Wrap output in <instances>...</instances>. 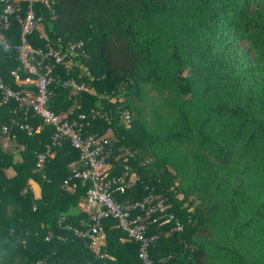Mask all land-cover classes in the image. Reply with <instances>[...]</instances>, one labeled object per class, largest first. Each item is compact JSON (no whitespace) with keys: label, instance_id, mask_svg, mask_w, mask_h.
Listing matches in <instances>:
<instances>
[{"label":"trees","instance_id":"16d2710c","mask_svg":"<svg viewBox=\"0 0 264 264\" xmlns=\"http://www.w3.org/2000/svg\"><path fill=\"white\" fill-rule=\"evenodd\" d=\"M34 9L42 31L31 33L32 46L59 41L64 50L81 43L69 69L52 68L49 108L68 117L99 112L84 132H112L106 170L127 182L114 198L158 194L181 224L179 230L170 229L172 222L150 227L160 232L148 248L153 261L264 264V0H53ZM18 31L12 19L2 31L0 75L14 90L32 89L13 79L18 63L3 48L4 40L17 42ZM56 75L83 81L87 89L73 93ZM149 88L160 96L148 105L146 120L137 107ZM126 108L137 115L131 120L127 112L128 125ZM25 114L13 100L0 103V128L8 126L0 137L14 141L11 148L0 145V264H102L97 251L65 227L90 217L77 210L87 182L59 187L79 166L77 151L61 139L37 168L36 154L53 127ZM11 119L31 131L10 126ZM29 178L40 185L39 198ZM103 222L100 251L113 257L106 263L139 264L137 244L112 227L113 220Z\"/></svg>","mask_w":264,"mask_h":264},{"label":"built area","instance_id":"2783aa9c","mask_svg":"<svg viewBox=\"0 0 264 264\" xmlns=\"http://www.w3.org/2000/svg\"><path fill=\"white\" fill-rule=\"evenodd\" d=\"M53 0H0V38L2 31L6 30L10 20H14L19 27L18 40L15 43L4 40L3 48L14 54L18 65L10 71L14 80L22 84L31 85L32 89L14 90L4 82L0 75V103L8 100L17 102L23 114L40 118L45 124L51 125L53 131L50 141L45 148L36 154L35 166L41 168L44 160L50 155L52 148L66 139L70 146L77 151L79 166H73L59 185L61 189L74 186L75 180L87 182L85 191L84 209L90 213L86 222L79 227L66 225L74 238L86 240L88 245L97 251L102 258V264H107L105 259L113 260L111 255L102 253L100 249L105 245L104 220L111 219V225L118 229L132 242L137 244V258L139 264H156L150 257L148 248L153 245L160 232H151L150 227H160L171 223L170 229L179 230V220L168 211V205L164 199L155 193L143 195L140 199H126L117 201L113 193L123 192L127 182L124 175H108L105 159L112 150V132L107 127L103 132L85 133L84 128L89 125L91 119L99 114L96 110L89 109L80 112L75 117L59 115L51 110L47 104V87L53 80V66H61L69 69L71 55L76 54L81 43H68L61 49V42L56 47L46 44L44 48L34 47L29 42V36L41 28L40 16L34 9L37 2L49 5ZM58 40V39H57ZM26 75L20 78V73ZM56 81L62 87H69L73 93L84 91L87 88L73 78L60 79L56 75ZM26 115V114H25ZM124 123L128 125L129 116L124 113ZM10 126H17L27 131L31 128L16 119H11ZM8 126L3 124L0 132L6 135ZM55 239H62L61 234H53ZM51 235H45L48 240ZM100 251V252H99ZM161 260V259H160ZM38 262H41L40 260Z\"/></svg>","mask_w":264,"mask_h":264},{"label":"rangeland","instance_id":"374dc122","mask_svg":"<svg viewBox=\"0 0 264 264\" xmlns=\"http://www.w3.org/2000/svg\"><path fill=\"white\" fill-rule=\"evenodd\" d=\"M40 31H42V27H41ZM238 45H239V47L241 49H243L245 51L248 50V46H247V44H246V42L244 40L238 41ZM79 83H82L83 84V81L82 82H79ZM90 92H93V90L90 89ZM159 96L160 95H159V93L157 92L156 89H154V88L147 89V94H146L145 101L137 107V108H139V109L142 110V114L144 115V119H146V120L149 119L148 105L151 104V103H154ZM117 97H118V100L119 101H122V97L121 96H117ZM127 112L130 114L131 120H134V118L137 117V115H134V111L132 109H127V108L126 109H123L121 113H127ZM118 158H121L123 160L125 158V154H122ZM132 180H133V177L131 176L130 181L132 182ZM81 203H83L82 207L84 208V201L81 200ZM102 253H105V252H102ZM105 254H107V253H105Z\"/></svg>","mask_w":264,"mask_h":264},{"label":"crops","instance_id":"0c3cea01","mask_svg":"<svg viewBox=\"0 0 264 264\" xmlns=\"http://www.w3.org/2000/svg\"><path fill=\"white\" fill-rule=\"evenodd\" d=\"M41 29V28H40ZM0 145L2 146L3 149L6 148H11V146L14 145V141L11 139H7L5 136L4 137H0ZM14 155V158L18 159V155L15 152H12ZM5 173L7 176H12L14 174L13 170L11 168H8L5 170ZM28 186L33 194L34 198H39L41 195V189H40V185L33 180L32 178H29L27 180ZM81 200H83L82 198L80 199V201L77 204V210H83L84 208L82 207L83 203H81Z\"/></svg>","mask_w":264,"mask_h":264}]
</instances>
